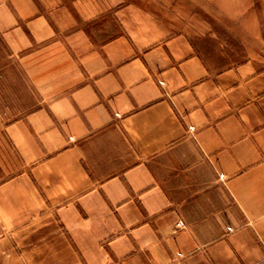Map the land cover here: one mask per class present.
<instances>
[{"label":"crops","instance_id":"0c3cea01","mask_svg":"<svg viewBox=\"0 0 264 264\" xmlns=\"http://www.w3.org/2000/svg\"><path fill=\"white\" fill-rule=\"evenodd\" d=\"M0 35L99 68L4 128L0 264H264V0H0Z\"/></svg>","mask_w":264,"mask_h":264},{"label":"rangeland","instance_id":"374dc122","mask_svg":"<svg viewBox=\"0 0 264 264\" xmlns=\"http://www.w3.org/2000/svg\"><path fill=\"white\" fill-rule=\"evenodd\" d=\"M86 39L87 50L74 49V43L63 35L56 48L44 44L14 50L0 35L1 156H6L4 128L9 123L47 105L97 73L99 68L93 65V60H83L94 53L90 49L92 40Z\"/></svg>","mask_w":264,"mask_h":264},{"label":"built area","instance_id":"2783aa9c","mask_svg":"<svg viewBox=\"0 0 264 264\" xmlns=\"http://www.w3.org/2000/svg\"><path fill=\"white\" fill-rule=\"evenodd\" d=\"M176 226H177V227H182V226H183L182 221L179 220V221L177 222Z\"/></svg>","mask_w":264,"mask_h":264}]
</instances>
